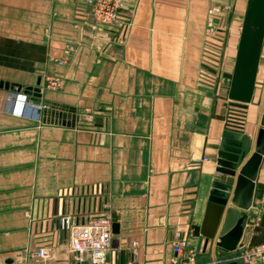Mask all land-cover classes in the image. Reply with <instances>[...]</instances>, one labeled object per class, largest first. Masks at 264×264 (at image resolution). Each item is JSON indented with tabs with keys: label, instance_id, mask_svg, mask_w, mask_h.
Masks as SVG:
<instances>
[{
	"label": "crops",
	"instance_id": "0c3cea01",
	"mask_svg": "<svg viewBox=\"0 0 264 264\" xmlns=\"http://www.w3.org/2000/svg\"><path fill=\"white\" fill-rule=\"evenodd\" d=\"M245 1L129 0L125 28L99 30L87 0H0V264H87L59 219L102 211L117 224L107 264H181L190 253L191 264H240L264 242V155L240 246L210 260V241L203 249L191 228L208 227L223 128L255 131L264 35L250 101L227 97ZM50 103L63 107L57 122L42 114ZM26 104L42 105L38 120Z\"/></svg>",
	"mask_w": 264,
	"mask_h": 264
},
{
	"label": "water",
	"instance_id": "95a60500",
	"mask_svg": "<svg viewBox=\"0 0 264 264\" xmlns=\"http://www.w3.org/2000/svg\"><path fill=\"white\" fill-rule=\"evenodd\" d=\"M263 35L264 0H246L227 90V97L232 104L241 105L251 99ZM61 109L63 107L50 103L47 109H43L42 114L55 116L54 120L57 122ZM66 124L69 123L66 121ZM262 136L264 80L261 83L258 114L252 137L244 136L241 131L230 126H225L221 132L215 172L203 218L208 227L204 230L202 226H191L194 236L201 235L204 238L203 249L208 240L210 241V260L226 256L232 253L237 245L240 246L237 242L248 215L247 210L252 206L253 181L261 156L264 155V139L260 141ZM247 146L249 150L244 154ZM209 212L212 213L210 218ZM110 231L117 233L116 223H111ZM227 264H236V261L232 260Z\"/></svg>",
	"mask_w": 264,
	"mask_h": 264
},
{
	"label": "built area",
	"instance_id": "2783aa9c",
	"mask_svg": "<svg viewBox=\"0 0 264 264\" xmlns=\"http://www.w3.org/2000/svg\"><path fill=\"white\" fill-rule=\"evenodd\" d=\"M128 1L87 0L89 5L87 15L99 30L103 28L122 30L129 21L127 13L123 10ZM213 10L215 9L213 8ZM207 30L209 33L214 32L211 21L207 24ZM57 85L56 79L47 81L48 87L53 88ZM26 105L32 113V118L38 120L42 105ZM59 225L68 233V246L74 256V261L80 263L86 259L87 264H107L106 253L111 244V220L105 211L91 215L82 222L73 221L71 216L63 215L59 219ZM172 237L175 239L172 244V251L179 253L186 246V240L183 235L177 232ZM34 255L40 259H47L49 251L45 247H40ZM237 258L240 264H250L253 260L264 264V242L248 246ZM186 259L187 261L181 264H191L193 254L190 253Z\"/></svg>",
	"mask_w": 264,
	"mask_h": 264
},
{
	"label": "trees",
	"instance_id": "16d2710c",
	"mask_svg": "<svg viewBox=\"0 0 264 264\" xmlns=\"http://www.w3.org/2000/svg\"><path fill=\"white\" fill-rule=\"evenodd\" d=\"M227 120L230 123H233L234 127H239L241 118H240V115L238 114V110L233 109V112L229 113Z\"/></svg>",
	"mask_w": 264,
	"mask_h": 264
},
{
	"label": "bare ground",
	"instance_id": "6f19581e",
	"mask_svg": "<svg viewBox=\"0 0 264 264\" xmlns=\"http://www.w3.org/2000/svg\"><path fill=\"white\" fill-rule=\"evenodd\" d=\"M263 139H264V136H262V137L260 138V141L263 140ZM260 141H259V143H260V146H261V142H260Z\"/></svg>",
	"mask_w": 264,
	"mask_h": 264
}]
</instances>
